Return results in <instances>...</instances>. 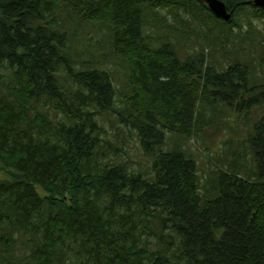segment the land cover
Here are the masks:
<instances>
[{"label":"trees","instance_id":"16d2710c","mask_svg":"<svg viewBox=\"0 0 264 264\" xmlns=\"http://www.w3.org/2000/svg\"><path fill=\"white\" fill-rule=\"evenodd\" d=\"M221 1L0 0V264H264V7Z\"/></svg>","mask_w":264,"mask_h":264},{"label":"rangeland","instance_id":"374dc122","mask_svg":"<svg viewBox=\"0 0 264 264\" xmlns=\"http://www.w3.org/2000/svg\"><path fill=\"white\" fill-rule=\"evenodd\" d=\"M160 13L166 14V10L165 9H161ZM168 19L171 21V16H168ZM244 24H247L246 21H243ZM255 25L257 26V29H261V33H256L254 32V35L252 36L253 39L255 41L260 42L262 40V38H264V22L262 20H255ZM244 31H246V26L244 28ZM201 39V37H196L194 36L186 45H183L182 43H178L177 48L179 50V53L181 55H186L188 53H191L197 46L196 41ZM85 42H90L89 39H87ZM233 44L228 45V49H235L234 47H239L240 42L235 43L234 46H232ZM255 54H257L258 56L255 57L254 59L251 57V48L246 49L245 51L241 52V59H245V60H250V63L255 66L254 71L256 73H258L257 76H261V71L259 69L258 66V60H259V55L261 54V52L263 51L262 49V45L258 46L255 45ZM239 50L241 48H238ZM103 51H106V48L103 49ZM84 58L85 59H90V54H84ZM108 65H106V67L108 68V70L112 71L114 74V80L117 86H119L122 81H123V75L122 74L123 71V67L119 66V65H115L113 63L110 62H106ZM119 105V103H118ZM256 116L257 117L261 111H259V109H256ZM228 121L230 123V125L235 126V122H236V118L232 115L229 116ZM108 126V123H107ZM229 136V130L228 128L223 130L220 133L215 134L212 138H211V143H204L203 139L200 138H195L192 137L188 142L187 146L190 148V150L194 151L195 156L197 157V162L199 163V167L201 169V172L203 171V174L205 176V180L210 179L209 175H210V171L213 170L216 167V160H218L223 153L221 152L223 150V148L225 147V142L223 141L226 137ZM132 145V144H131ZM131 150V155L133 156V159L140 161V159H144V157H142L141 152L139 150L134 149V147L132 146L130 148ZM208 185H212V181H210L208 183Z\"/></svg>","mask_w":264,"mask_h":264},{"label":"water","instance_id":"95a60500","mask_svg":"<svg viewBox=\"0 0 264 264\" xmlns=\"http://www.w3.org/2000/svg\"><path fill=\"white\" fill-rule=\"evenodd\" d=\"M209 8L215 13L217 17L229 20L231 14L228 12L226 4L221 0H205ZM254 3L258 6L264 7V0H254Z\"/></svg>","mask_w":264,"mask_h":264}]
</instances>
